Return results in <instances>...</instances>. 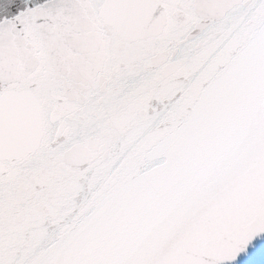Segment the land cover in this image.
Wrapping results in <instances>:
<instances>
[{"label": "snow or ice", "instance_id": "snow-or-ice-1", "mask_svg": "<svg viewBox=\"0 0 264 264\" xmlns=\"http://www.w3.org/2000/svg\"><path fill=\"white\" fill-rule=\"evenodd\" d=\"M0 264H264V0H0Z\"/></svg>", "mask_w": 264, "mask_h": 264}]
</instances>
